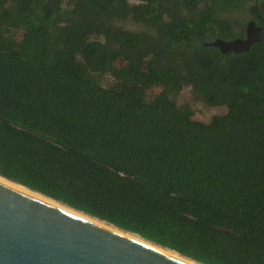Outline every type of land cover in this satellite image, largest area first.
<instances>
[{"label":"trees","instance_id":"1","mask_svg":"<svg viewBox=\"0 0 264 264\" xmlns=\"http://www.w3.org/2000/svg\"><path fill=\"white\" fill-rule=\"evenodd\" d=\"M250 22L248 51L204 45ZM183 87L223 112L194 120ZM0 177L198 264H264V0H0Z\"/></svg>","mask_w":264,"mask_h":264},{"label":"water","instance_id":"2","mask_svg":"<svg viewBox=\"0 0 264 264\" xmlns=\"http://www.w3.org/2000/svg\"><path fill=\"white\" fill-rule=\"evenodd\" d=\"M260 39V28L250 22L243 39H217L204 45L217 48L222 54L240 53ZM0 264L188 263L0 184Z\"/></svg>","mask_w":264,"mask_h":264},{"label":"bare ground","instance_id":"3","mask_svg":"<svg viewBox=\"0 0 264 264\" xmlns=\"http://www.w3.org/2000/svg\"><path fill=\"white\" fill-rule=\"evenodd\" d=\"M0 184H3V185H5V186H8V187H10V188H12V189H14V190H17V191H19V192H21V193L27 194V195H29V196H31V197H34V198H36V199H38V200H40V201L46 202V203H48V204H51V205H53V206H55V207H57V208H60V209H62V210H64V211H67V212H70V213H72V214H74V215L80 216V217H82V218H84V219H86V220H88V221H91V222H93V223H95V224H98V225H100V226H102V227H104V228H106V229H108V230H112V231H114V232H117L118 234H120V235H122V236H125V237H127V238H129V239H131V240H134V241H136V242H138V243H140V244H143V245H145V246H149V247H151V248H153V249H155V250H158V251H160V252H162V253H164V254H167V255H169V256H172V257H174V258H177V259H179V260H182V261H184V262H186V263H188V264H196V263H194V262H191V261H189V260H186V259H183V258L177 256L175 253H173V252H171V251H168V250L161 249V248H158V247H156V246H153V245L149 244L148 242H146V241H144V240H141L140 238H138L137 236H135V235H133V234H131V233L123 232V231H119V230H117L116 228H113L112 226H109V225H107V224H105V223H103V222H98L97 220L92 219V218H89V217H87V216H84V215H82V214H80V213H78V212L76 213V212H74L73 210H71V209H69V208L63 206L62 204H60V203H58V202H55V201L50 200V199H48V198H45V197L42 196V195L40 196V194H38V193H36V192H31V191H29L27 188L22 187V186H19V185H16V184L11 183V182H9V181H6L5 179H3V178H1V177H0Z\"/></svg>","mask_w":264,"mask_h":264},{"label":"rangeland","instance_id":"4","mask_svg":"<svg viewBox=\"0 0 264 264\" xmlns=\"http://www.w3.org/2000/svg\"><path fill=\"white\" fill-rule=\"evenodd\" d=\"M119 27L124 29H128L130 31L139 32L143 31L142 27L138 26L137 24L133 23L131 20H127L126 23L124 22H117ZM158 93V91H154L153 94ZM178 104L186 107L192 113V117L194 120L200 122H208L209 119L216 114H220L223 112L224 109L222 108H213L207 105H204L200 102H195L192 99L191 91L188 87H183L180 91V94L177 96Z\"/></svg>","mask_w":264,"mask_h":264}]
</instances>
